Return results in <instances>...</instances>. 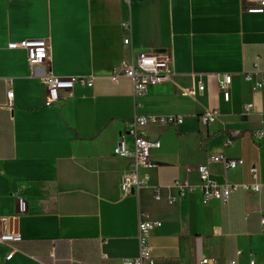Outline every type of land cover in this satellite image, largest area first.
I'll list each match as a JSON object with an SVG mask.
<instances>
[{
	"label": "crops",
	"instance_id": "1",
	"mask_svg": "<svg viewBox=\"0 0 264 264\" xmlns=\"http://www.w3.org/2000/svg\"><path fill=\"white\" fill-rule=\"evenodd\" d=\"M257 1L0 0V233L21 237L0 245V264H122L138 256L140 215L161 222L150 237L154 264H195L203 256L264 264V194L238 191L226 204H204L197 172L205 165L219 184H250L255 167L264 186V143L248 136L264 119V89L254 91L245 79L256 71L264 76V13L249 12ZM31 39L51 47L37 76H91L93 88L75 86L64 102L46 107L26 52L8 48ZM149 49L170 56L172 82L133 97L129 79L109 80L131 52ZM222 75L232 78L228 102L218 89ZM199 83L204 90L194 98L180 94ZM247 104L253 111L244 117ZM207 108L219 118L205 127L199 118ZM135 115L184 120L143 129L160 148L142 170L146 187L123 197L130 159L113 149L122 138L132 149L126 127ZM235 131L244 135L228 144ZM218 154L243 166L225 173L209 160ZM176 179L196 189L170 205ZM16 196L26 202L24 214Z\"/></svg>",
	"mask_w": 264,
	"mask_h": 264
},
{
	"label": "built area",
	"instance_id": "2",
	"mask_svg": "<svg viewBox=\"0 0 264 264\" xmlns=\"http://www.w3.org/2000/svg\"><path fill=\"white\" fill-rule=\"evenodd\" d=\"M250 13H264V0H258L257 4L249 10ZM129 28V24H124ZM130 45L129 38L123 40V46ZM9 49H21L26 52L28 66L34 76L46 90L47 98L46 107H53L60 102H64L72 93L75 86L93 88L94 77H72L61 78L54 76L49 72H44L37 76L35 71L44 68V65L51 57V47L48 40L31 39L23 40L15 44H9ZM174 76L172 70V61L168 54L157 53L152 49L141 51L134 55L131 52L129 61H121L113 67L109 80L117 84L121 78L129 79L132 85L133 97L144 96L148 89L154 86H161L172 82ZM246 81L252 84L254 91L264 89V76L259 72L245 75ZM232 78L230 75H222L218 80V89L224 101L230 99L229 87ZM204 86L199 83L197 88L181 89L180 94L185 97L194 98L196 93L203 92ZM8 101H11L13 92H6ZM253 106L247 104L244 106L242 115L249 117L252 115ZM219 111L216 109H204L199 120L202 126H209L218 121ZM182 116H155V115H135L133 121L127 125L126 133L132 138V149H128L125 141L122 139L116 142L113 149V155L118 158L130 159L126 170L121 177L119 189L123 197L133 196L146 187L147 180L142 174V170L148 167L150 153L152 150L160 148L158 141H151L147 138L144 128L148 126L156 127H174L183 123ZM260 129L248 136L251 137L256 144L264 143V119L260 121ZM239 131L230 133L227 143L231 144L235 138L242 137ZM210 161L220 162L223 164L224 172L235 171L243 166L242 160H227L222 154L209 157ZM190 172V169H186ZM200 178V186L198 187L202 193L203 203L207 204L217 200L226 204L230 196L238 191L255 193L258 196L264 194V186L259 182L258 171L255 167L250 169L253 183L231 185L224 180L223 183H217L210 175L205 165L197 168ZM177 191L178 196H168L167 203L175 204L180 197L186 192H192L196 187L190 186L186 181L175 180L171 186ZM154 198L159 201L161 199L160 188L154 189ZM17 210L19 214H24L27 210L26 202L22 196H16ZM264 225V217L261 219ZM161 222L144 219L141 215L138 222V256L127 259L122 264H154L153 262V246L150 243V237L154 229L159 228ZM21 240L19 234L16 233H0V245L11 247L12 244ZM195 264H220L213 257H201ZM227 264H237L236 260H231ZM249 264H257L254 259Z\"/></svg>",
	"mask_w": 264,
	"mask_h": 264
}]
</instances>
